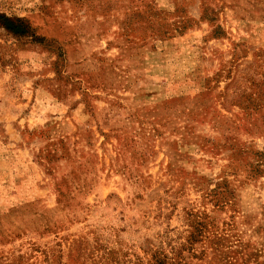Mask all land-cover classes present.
Masks as SVG:
<instances>
[{
  "label": "rangeland",
  "instance_id": "obj_1",
  "mask_svg": "<svg viewBox=\"0 0 264 264\" xmlns=\"http://www.w3.org/2000/svg\"><path fill=\"white\" fill-rule=\"evenodd\" d=\"M0 264H264V0H0Z\"/></svg>",
  "mask_w": 264,
  "mask_h": 264
},
{
  "label": "trees",
  "instance_id": "obj_2",
  "mask_svg": "<svg viewBox=\"0 0 264 264\" xmlns=\"http://www.w3.org/2000/svg\"><path fill=\"white\" fill-rule=\"evenodd\" d=\"M4 24L10 31H12L16 34L24 35V34L28 33V30L26 27H24L22 25H17V24H15V22H13L11 20L4 18Z\"/></svg>",
  "mask_w": 264,
  "mask_h": 264
}]
</instances>
